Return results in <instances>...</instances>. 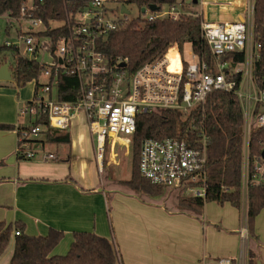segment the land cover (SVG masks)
<instances>
[{"label": "built area", "instance_id": "obj_1", "mask_svg": "<svg viewBox=\"0 0 264 264\" xmlns=\"http://www.w3.org/2000/svg\"><path fill=\"white\" fill-rule=\"evenodd\" d=\"M42 2L26 0L18 16L0 15L5 21L0 44L8 47L5 54L11 77L16 56L35 59L43 66L42 75L35 81L39 84L37 92L19 109V114H28L30 120L16 125L15 154L18 157L30 160L39 155L43 161L56 159L44 149L39 134L45 128L68 130L70 122L80 117L88 126L91 139H95V156L100 161L107 144L112 150L116 141L129 148L140 112L174 109L187 113L204 104L212 91L232 92L239 100L243 115L241 201L246 204L248 185L264 184V157L261 156L264 143L259 156L253 159L249 156L251 130L264 127V88L258 87L253 73L260 49L253 38L254 0L244 2L241 20L212 21L199 13H190L200 17V32L211 54L210 63L191 50L188 59L183 58L178 47L171 45L160 58L143 63L131 73L125 69L126 64L119 66L126 60L118 59L110 64L96 44L109 30L129 20L121 11L122 5L126 7L124 0H86L75 13L66 12L63 21H49V29L62 26V33L55 37L40 33L47 29L42 19L35 16ZM109 3H116L119 16L106 7ZM213 3L221 9L235 4L232 0ZM143 12L146 15L142 18L146 21L162 17L175 20L181 14H189L180 4L163 7L161 11L145 7ZM170 50L176 55L174 62L169 57ZM236 52L243 53L242 62L226 57ZM6 61H1L0 65ZM61 73L78 79L75 100L59 99L57 79ZM41 116L46 124L34 123ZM206 145L203 131L196 132L191 143L177 137L146 138L139 150L140 174L150 183L205 199ZM13 234L18 235L19 230L14 228ZM0 264H3L1 260ZM202 264L233 263L229 257H217Z\"/></svg>", "mask_w": 264, "mask_h": 264}, {"label": "trees", "instance_id": "obj_2", "mask_svg": "<svg viewBox=\"0 0 264 264\" xmlns=\"http://www.w3.org/2000/svg\"><path fill=\"white\" fill-rule=\"evenodd\" d=\"M26 0H0V15L18 16ZM86 0H43L35 16L42 19L46 30L41 35L58 36L62 26L48 28L50 20L63 21L66 12L75 13L85 5ZM183 0H124L126 5H134L140 11L142 7L155 4L157 10ZM253 38L260 44L255 60L254 77L258 87L264 88V0H254ZM189 44L190 50L207 63L211 61L208 46L201 36L200 17L181 14L178 19L156 18L146 21L142 17L129 19L116 28L109 30L104 38L97 41V48L110 64L124 59L125 69L131 73L145 62L160 58L171 45H176L183 57V45ZM0 44V60L8 58ZM169 55L174 62L175 53ZM233 62H242L243 53H230ZM3 58V60H2ZM184 58V57H183ZM0 61V62H1ZM3 63V62H2ZM186 63L184 62V65ZM43 66L35 59L16 56L13 59L12 81L16 87H22L31 80L36 81L42 75ZM235 79H238V75ZM39 84L35 83V92ZM79 82L76 76L59 74L57 90L59 99L75 100L78 96ZM34 92V93H35ZM28 103V102H26ZM36 124H46L44 116L35 120ZM10 125L0 124V128ZM243 115L237 96L232 92L215 90L208 94L204 104L184 113L174 109H158L136 116L135 130L131 137V167L125 184L135 192L159 195L162 186L150 183L139 171V150L146 138L163 139L177 137L189 143L196 138V132L203 131L207 138V179L205 199L179 194L178 203L183 209L200 214L205 202L219 204L230 203L236 209L241 208V164ZM46 139L50 140L54 130L45 128ZM264 143V127L253 128L249 139V156L253 159L260 155ZM224 188H227L224 189ZM181 192V190H180ZM264 208V184L248 185L246 198V228L249 240H256L254 234L255 218ZM19 230L18 235L13 229ZM63 238V231L49 228L45 235H28L20 222L0 221V258L7 246L11 253L7 264H124L119 246L114 237L107 238L90 231H74L65 254H53V249ZM257 252L248 247L247 264H256Z\"/></svg>", "mask_w": 264, "mask_h": 264}, {"label": "crops", "instance_id": "obj_3", "mask_svg": "<svg viewBox=\"0 0 264 264\" xmlns=\"http://www.w3.org/2000/svg\"><path fill=\"white\" fill-rule=\"evenodd\" d=\"M183 1L180 5L182 10L188 0ZM193 1L190 0V7L199 5L198 12H194L199 13L202 18L220 21L241 20L243 4L246 0H232L235 4L229 9H221L213 5V2L217 0ZM8 82L13 83L12 77L7 81L0 80V124L11 126L0 128V221L20 222L24 225V233L34 236L45 235L49 228L54 227L63 231L68 241L72 240L71 235L74 231H92L107 238L114 237L124 264H194V262L202 264L203 261H207V258H211L207 254L192 256V254L170 249L171 233L165 228L167 219L183 211L191 214L189 209L177 210L163 203L159 207L162 209L160 220L164 226L153 220L137 222L133 217H128L129 219L126 220L125 215H121L116 221V228L107 227L102 196L103 193H107V189L102 187L94 163L87 165L82 160L76 161L74 153L77 148L75 150L74 147L79 144L75 145L70 141L67 132L69 129L54 130L50 140L46 139L44 132L38 136L43 142L44 149L53 153L56 159L60 152L61 159H64L65 163H58L56 159H51L54 160L52 163L34 167L31 163L25 162L27 159L18 157L15 154L16 125L17 123L24 125L30 120L28 114H19V109L33 97L35 84L32 92L27 93L24 92L23 87H16L13 83L16 87L14 89L7 84ZM83 144V142L80 143L81 150L86 149ZM83 184L85 188L82 187ZM131 194H133L131 197L139 201L143 200L140 195L133 192ZM129 203L133 206L139 205L138 201ZM245 209L246 204H243L240 209L235 208L234 214L238 213L240 225H236L235 219L232 226L234 235L230 237L236 244L237 235H239L242 245L246 247V253L243 247L240 261H237L234 244L235 247L217 254L229 257L233 264H242L245 259L247 260V249L250 247L257 252L259 260L264 264V208L255 218L256 240L248 239ZM193 214L195 217L199 215L195 212ZM9 246L11 248V245ZM57 246L53 249V254H65L68 250L67 248L62 253V248L57 249Z\"/></svg>", "mask_w": 264, "mask_h": 264}, {"label": "rangeland", "instance_id": "obj_4", "mask_svg": "<svg viewBox=\"0 0 264 264\" xmlns=\"http://www.w3.org/2000/svg\"><path fill=\"white\" fill-rule=\"evenodd\" d=\"M115 4L116 3H109L106 5V7L110 8V10L112 8L113 12H115V16H119V12L118 9L115 8ZM189 4L190 0L186 2V6L183 5L184 10L189 12L187 15H191L190 13L196 14V12L199 10V5L190 7ZM126 8L128 11L126 13L128 19H134L146 15V13L141 12L134 5L128 4L126 5ZM4 22L2 19H0V31L4 28ZM182 52L183 57L188 59L190 52L189 44L186 43L183 45ZM7 84L13 86L14 89L16 88L13 83L8 82ZM34 84V80L26 82V84L22 86L24 92L31 93L32 88L34 89ZM79 118L80 117H76L70 122V127L67 131L68 137L75 145H77V143L79 144L78 146L74 145L75 150L77 148V151L74 153V155L76 154V161L79 162V160H82L87 165H89V163L93 165L94 163L99 181L102 187L107 189V193L102 194L105 205V222L107 227L116 228V221L121 215H125L124 217H126V220L129 219L128 217L135 218L137 222L138 220L140 222L153 220L155 223L164 226V223L160 220L162 209H160L159 206L165 203L170 208L180 210L181 206L178 203L177 197L179 194L184 195V193L180 192V190L177 188L163 187L159 195H151L147 193L135 192L125 184H122V182L128 179L130 175L131 144L129 145V148H126L120 142L116 141L113 146V150L112 148H109L107 144L105 147V153L102 156V160L98 161L94 151L95 139H91L87 128L88 126L86 123H84L82 118H80L81 121H79ZM15 120L17 122V113ZM81 142L84 143L83 146L86 148L85 150H81ZM39 157L40 156L37 155L35 158L26 160L25 162L28 164L31 163V165L34 167H39L42 164H46L48 162L52 163V161H54H43L39 159ZM56 161H58V163H65L64 159H61L60 152L58 153V158ZM99 168L101 169L100 171ZM84 185L85 184H83L82 187L85 188ZM132 192L140 195L143 200L140 199L139 201L137 198L131 197V195H133L131 194ZM128 201L132 203L133 201H138L139 205L133 206ZM243 204L244 203L241 201V206H243ZM190 212L191 214H188L183 211L178 213L179 215L171 216V218L167 219V227L165 226V228L169 231V233H171L169 244L170 249L172 248L173 251L185 252L188 253V255L192 254V256H201L202 254H207L210 255L212 259L207 258L206 262H210L217 257L223 256L222 254L217 253H224V250L234 246L235 242L230 237L231 235H234L232 226L235 219L237 220L236 225H240V221L238 219V213L234 214V212H236L235 208L230 203L225 202L223 204H219L215 201H207L205 202L198 216H194V211L191 210ZM70 241H68V238L63 235V238L59 242L57 249L62 248V253L65 252ZM242 244L243 243L241 242L239 235H237V241L235 244L237 261H240L239 259L241 251L244 247ZM243 250L246 253V247H244ZM10 251V246H7L2 257L0 258V260L2 259L3 264L8 263ZM210 252H214V254H209ZM195 263L196 262H194V264ZM242 264H247L246 259L242 262Z\"/></svg>", "mask_w": 264, "mask_h": 264}, {"label": "water", "instance_id": "obj_5", "mask_svg": "<svg viewBox=\"0 0 264 264\" xmlns=\"http://www.w3.org/2000/svg\"><path fill=\"white\" fill-rule=\"evenodd\" d=\"M196 0H194L193 2H195ZM148 9L151 10V11H156L158 8L155 4H150L148 6ZM121 11L124 12V13H127V8L122 5L121 6ZM145 11V7H142L141 8V12ZM119 66L120 67H124L125 66V63L124 62H121L119 63ZM11 78V73L9 71V61H6L5 63H3L2 65H0V80H10ZM261 156L264 157V150L261 152ZM256 264H262V262L260 260H257L256 261Z\"/></svg>", "mask_w": 264, "mask_h": 264}, {"label": "bare ground", "instance_id": "obj_6", "mask_svg": "<svg viewBox=\"0 0 264 264\" xmlns=\"http://www.w3.org/2000/svg\"><path fill=\"white\" fill-rule=\"evenodd\" d=\"M169 57H170L171 61H173V59H172V57L170 55H169Z\"/></svg>", "mask_w": 264, "mask_h": 264}]
</instances>
